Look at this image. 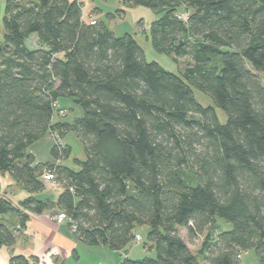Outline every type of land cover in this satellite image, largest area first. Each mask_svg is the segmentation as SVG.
I'll return each instance as SVG.
<instances>
[{"label":"trees","instance_id":"obj_1","mask_svg":"<svg viewBox=\"0 0 264 264\" xmlns=\"http://www.w3.org/2000/svg\"><path fill=\"white\" fill-rule=\"evenodd\" d=\"M120 1L158 14L148 38L176 64L189 59L182 74L148 62L133 34L91 24L80 0H6L0 176L27 195L14 201L0 179V248L15 244L25 211L56 208L83 243L118 252L138 239L137 226L149 225L156 257L125 256L121 264H239L250 249L264 264V0ZM193 87L213 105H202ZM63 98L83 110L73 123L53 122L67 115ZM70 131L85 148L79 170L61 163L71 154L61 141ZM46 133L58 136L55 162L27 151ZM49 170L62 188L55 201L39 197ZM179 227L191 240L210 230L198 253ZM9 264L39 258L13 255Z\"/></svg>","mask_w":264,"mask_h":264},{"label":"rangeland","instance_id":"obj_2","mask_svg":"<svg viewBox=\"0 0 264 264\" xmlns=\"http://www.w3.org/2000/svg\"><path fill=\"white\" fill-rule=\"evenodd\" d=\"M33 0H22L23 4H28ZM82 2V7L84 11V18L89 19L92 17L96 22L103 20L108 27L115 33L116 36H123L126 33L133 34L137 39L138 43L144 50L145 59L148 62L155 61L158 62L161 66H163L166 70L182 74L184 67L188 63V58H180L179 64H176L170 57H168L165 53L158 51L151 39L148 38V34L150 32L152 22L158 18V14L152 9L144 6H131L125 5L121 3L120 0H80ZM6 8V0H0V36H3L5 33L4 28V15ZM119 10H124L123 12ZM183 18L187 17L186 11L181 8L179 10ZM115 14V17H110V14ZM28 45L30 47H35L37 44L35 43V37H31L28 40ZM6 56L5 52L0 49V63ZM262 79L264 84V72L258 73ZM194 94L196 99L202 105H213L212 99L205 94L204 92L194 88ZM62 107L67 108V115H55L53 118L54 123L58 122H70L73 123L75 119L81 117L83 115V110L80 105H78L72 98H63L58 102ZM219 120L222 123H225L228 119L227 114L221 109L216 108ZM62 143L68 145L71 148V154L68 158L62 160V165L68 166L74 170H79L80 166L77 164L76 160H85L86 153L84 144L81 138L75 131L68 132L63 138ZM56 143V139L46 133L42 138L35 141L28 147V152H31L35 155L36 161L38 162H55L56 160L53 158L51 150L53 145ZM8 174V173H6ZM5 175H1L0 179L4 180ZM9 176V175H8ZM6 179V178H5ZM8 181V178L6 179ZM6 185V184H5ZM47 188H52L53 186L48 183ZM56 187V186H55ZM58 187V186H57ZM9 189V188H8ZM12 193L13 190L9 189ZM62 191V188H57L52 195L53 198H56L57 195ZM217 224L223 230H231L232 224L227 222L225 219L221 217H217ZM149 225L137 226L136 227V235H139L140 239L134 240L128 247L127 250L118 252L113 250H104L97 254H93L88 250H96L91 248H98L95 246L83 245L78 249L81 253V250H85L84 261L88 264H119L118 260L129 256L131 259L137 260L142 259L144 257H156V252L154 247L152 248V242L149 240L148 234L150 231ZM178 232L180 236L188 243L191 251L193 253H198L201 248L202 242L205 236L210 232V230H206L204 234L199 235L196 239L191 240L188 234V229L186 227H179ZM213 234L216 233L214 229H211ZM151 247V248H150ZM88 248V249H87ZM200 258V256H199ZM86 264V263H84ZM239 264H261V259L255 249H250L248 251H244Z\"/></svg>","mask_w":264,"mask_h":264},{"label":"crops","instance_id":"obj_3","mask_svg":"<svg viewBox=\"0 0 264 264\" xmlns=\"http://www.w3.org/2000/svg\"><path fill=\"white\" fill-rule=\"evenodd\" d=\"M9 185L2 191L18 202L24 198L27 193L18 184L10 180ZM60 186L45 189L39 193V197L55 201L58 197L53 198L51 194ZM14 192H10L9 189ZM28 214L25 227L20 229L17 240L13 246H3L0 248V264H9L13 255H25L28 258L33 256L39 258V264H88L84 261V251L78 250L83 243L75 234L74 230L69 226L68 221L57 222L55 216L59 214L56 208L44 210L42 213H33L25 211ZM5 221L12 227L19 229L20 220L15 216H6ZM87 245V244H85ZM91 248L96 250H88L93 254L101 251L111 250L107 246H95ZM88 249V248H87ZM85 258H87L85 256ZM122 259L118 260L121 264ZM104 264V263H101Z\"/></svg>","mask_w":264,"mask_h":264},{"label":"built area","instance_id":"obj_4","mask_svg":"<svg viewBox=\"0 0 264 264\" xmlns=\"http://www.w3.org/2000/svg\"><path fill=\"white\" fill-rule=\"evenodd\" d=\"M89 22L91 24H95L96 23V20H94L92 17H90L89 18ZM65 112L66 111L63 110V109L59 110V113H61V114H65ZM57 137L58 136L56 135L55 138H57ZM44 179L47 182H49L53 187L59 186V184L56 182V176H55L54 172H52L50 170L49 171H45V173H44ZM67 219H68V217H67L66 213H64V212H59V214H57L55 216V220L57 222H59V223L64 222V221H67ZM137 238H138V240L140 239L139 236Z\"/></svg>","mask_w":264,"mask_h":264}]
</instances>
